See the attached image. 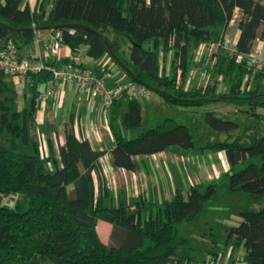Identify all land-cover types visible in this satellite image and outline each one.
I'll list each match as a JSON object with an SVG mask.
<instances>
[{"label": "trees", "instance_id": "1", "mask_svg": "<svg viewBox=\"0 0 264 264\" xmlns=\"http://www.w3.org/2000/svg\"><path fill=\"white\" fill-rule=\"evenodd\" d=\"M236 9L239 35L234 53L221 49L215 55L210 83L185 87L191 69L201 65L194 62L193 50L224 37ZM0 22L15 28L0 24V47L12 39L21 49L34 40L31 27L60 25L55 30L72 50L87 45L89 57L107 54L123 69L113 53L128 67L129 72L124 71L128 80L164 102L180 106L232 103L243 107L241 111L257 124L244 125L207 111L208 127L232 140H210L209 136L201 148L223 150L227 172L218 180L191 185L186 195L176 189L170 200L151 201L147 207L137 200L131 208L105 201L99 177V159L105 150L78 139L72 126L65 127L62 145L46 141L45 158L30 137L29 122L53 63L45 60L40 72L28 74L32 94L25 107L17 105L16 92L0 70V264H191L190 255L177 251L189 242L180 236V224L194 220L223 192L245 194L246 204L253 207L238 212L240 221L226 229L224 244L242 245L246 264H264V204L253 206L251 201L264 197V132L256 113L264 108V68L256 69L245 57L257 39L264 40V0H41L40 11L24 0H0ZM70 23L97 33L64 26ZM168 54L172 56L167 72L160 61L165 62ZM219 77L227 87L221 94L216 92ZM124 95L125 104L120 101ZM194 99L200 100L190 101ZM112 106L117 110L109 122L114 137L110 155L117 168L136 171V156L195 145L190 128L171 117L127 137L126 129L141 126L140 102L126 92ZM93 174L98 177L97 187ZM6 196L14 198L12 205L3 203ZM98 220L112 225L108 243L98 234Z\"/></svg>", "mask_w": 264, "mask_h": 264}, {"label": "crops", "instance_id": "2", "mask_svg": "<svg viewBox=\"0 0 264 264\" xmlns=\"http://www.w3.org/2000/svg\"><path fill=\"white\" fill-rule=\"evenodd\" d=\"M40 2L41 0H24V3L31 9L36 8L37 11H40ZM50 7L51 2L46 5L45 11H49ZM236 13L239 15L238 9L235 10L234 14ZM229 26L230 23L226 28V32ZM56 32L57 30L52 28H40L36 30L34 40L20 49V56L28 59L45 56L46 49L52 43ZM238 35L239 30L236 24L234 42L237 41ZM256 41L260 42L264 49V40L258 39ZM159 55L160 59H162V52ZM171 56V54H168L165 62L163 60L160 61L167 72L169 71ZM45 60L53 63L52 68L57 67L61 62L66 60H72L84 67H91L98 76L104 79L105 85L109 87L128 80L124 70L118 67L109 55L104 54L98 59H93L87 55V45L84 44L79 45L76 50H72L68 45L63 43L57 53L47 55ZM191 78L192 74L190 73L186 81L188 85L192 83L197 84L196 75L192 82ZM7 80H12L11 82L14 85L21 84L22 82L30 85L28 78L13 81V79L8 77ZM198 85L200 84L198 83ZM44 87L45 83L41 85L40 90H43ZM31 94L29 90L23 93L22 99L24 103H20V100L16 96L17 105L19 107L29 105ZM125 98V95L121 97V103L125 104ZM151 100L152 98L145 100V102H150ZM155 101L156 104H160L164 100L158 96V99ZM115 110L117 109L114 106L105 110L99 98L81 91L76 83L67 82L64 85L57 86L55 93L48 99L40 100L38 97L32 120L29 122V135L36 141L42 157L45 158L48 155L46 141L48 139L53 141L56 147L62 145L65 140V127L72 126L74 134L78 139H87L92 146L105 150V154L99 159V167H101L99 177L103 182L104 190L102 195L105 201L111 200L114 204L122 203L131 208L137 200H141L146 207L151 201L161 203L170 200L176 189L186 195L191 185L206 184L210 181L218 180L229 169L224 151L201 148L204 144L198 146L195 153L196 155L199 152L206 154L202 161L198 159L195 162L193 158H190L187 153L189 149L172 146L151 155L136 156L135 159L138 163L136 171H128L113 166L110 149L113 146L114 137L109 122L113 117L112 112H115ZM228 110L231 111L230 109ZM234 111L236 110L234 109ZM141 115L143 118L142 107ZM117 120H114V122ZM214 138V136H210V140ZM223 138L226 139L227 136L223 135L222 138L219 137V139ZM192 148H195V145ZM181 158L184 162H181ZM46 165L48 166V163ZM111 173L119 175V178L120 175H125L127 179L126 186L123 185V182H119L117 187H110L109 176H111ZM93 175L95 186L97 187L98 177L96 174ZM251 201L253 206L263 205L264 197L260 199L254 198ZM102 221L98 220L96 227L98 233L102 229L104 236L100 235L101 238L105 237L108 232L110 233L112 228L110 223ZM215 247L216 244L211 246L209 251L213 250L217 254L221 253L225 258H229V260L237 255H243L245 252L242 245L233 247L232 241L226 244L223 243L221 248L216 249ZM211 255L213 254L208 252L202 259H194L191 256L194 259L191 264L197 263Z\"/></svg>", "mask_w": 264, "mask_h": 264}, {"label": "rangeland", "instance_id": "3", "mask_svg": "<svg viewBox=\"0 0 264 264\" xmlns=\"http://www.w3.org/2000/svg\"><path fill=\"white\" fill-rule=\"evenodd\" d=\"M238 19V13L234 14L227 31L228 33L225 31L224 37H228L233 40ZM255 45L260 48L262 47V44L257 41ZM199 47L193 50V60L197 64L200 63L201 65L193 67L191 69V82L193 81V79H195L196 75L197 85L198 83L201 85H205L207 83H210L208 75L210 74L211 65L215 61V55H217V53L221 52L222 50L220 48H210L209 45ZM218 79L219 82L217 81L218 83L216 85V92L220 94L227 92L225 83L220 80L221 77H219ZM11 81L8 80L9 85L15 90L16 96L20 100V103H24L22 96L25 91L29 90L31 92L30 85H26L24 82L18 85H14ZM156 95L157 94L152 93L153 97H151L152 100L150 102H145V100L138 98V101L140 102L144 113L141 126L138 129H126L124 132L125 135L127 137L135 136L141 129L153 126L161 122L165 117H171L176 120V122L185 124L190 128V131L192 132L194 137L195 148L189 149L187 153L190 158H193V160H195V162L198 159L201 161L204 159V156L206 155L204 154V152H199L197 155L195 153L198 149L197 147L203 145L209 136H214L218 140H232L230 137H227L226 139H219V137L222 138L223 135L227 136L228 134L224 132H214L208 127L204 120V116L207 111H214L218 117H221L223 119H230L237 122L243 121L244 125L257 126V124L255 123V118H253L252 116H248L245 112H242L241 109L243 107L240 108L239 106H235L232 103L213 102L207 104L205 103L200 106H180L168 104L164 101H161L160 104H156L155 100L158 99V95ZM228 109H230L231 111H229ZM234 109L236 111H234ZM256 113L259 114L258 121L262 125V132H264V108H257ZM237 133H239V130L237 132H233V135H236ZM181 162H184L182 158ZM110 175V187H117L119 185V182H123V185L126 186L127 179L125 175H120V178L117 174L113 175L111 173ZM246 198H248V196L242 193L223 192L220 193L216 197V199L210 200L206 204L204 210L194 220L190 222H182L180 224V236L182 238H187L189 242L188 245H182L178 247L177 251L179 253L189 254L194 259H202L207 255L211 246H213L214 244H216V249L221 248L223 246L224 240L226 239V229L237 225L240 221L238 212L253 208H249V206L246 204ZM13 200L14 198L12 196H6L3 198V203L12 205ZM98 234L99 236H104L102 229L99 230ZM101 239L103 242L108 243L110 239V233L108 232V234Z\"/></svg>", "mask_w": 264, "mask_h": 264}, {"label": "built area", "instance_id": "4", "mask_svg": "<svg viewBox=\"0 0 264 264\" xmlns=\"http://www.w3.org/2000/svg\"><path fill=\"white\" fill-rule=\"evenodd\" d=\"M236 42L228 37H222L217 41L202 43L200 46L209 45L210 48H220L229 54L234 53ZM63 44L62 35L56 32L52 43L47 47L45 56H39L36 59H28L20 56V49L12 39H8L0 47V70H2L13 81H19L27 78L28 74L40 72L45 66V57L49 54L58 52ZM245 55L249 64L256 69L264 68V49L256 47ZM240 57V56H239ZM29 80V79H28ZM67 82H74L78 88L96 98H99L101 105L105 110L112 107L114 101L122 94L128 92L132 97L150 100L152 92L143 85L130 80L123 81L113 86H106L104 79L98 76L91 67H84L72 60L61 62L57 67L51 68V76L45 82V87L39 92V99H48L55 93L57 86L64 85ZM186 82L185 87H188ZM188 264V263H183ZM193 264V263H192ZM194 264H246L243 255H237L229 260L221 253L211 255Z\"/></svg>", "mask_w": 264, "mask_h": 264}, {"label": "water", "instance_id": "5", "mask_svg": "<svg viewBox=\"0 0 264 264\" xmlns=\"http://www.w3.org/2000/svg\"><path fill=\"white\" fill-rule=\"evenodd\" d=\"M0 24L3 25L4 27L8 28V29H11V30L15 29V28H13V27H11V26H9V25H6V24H4V23H2V22H0ZM64 26H65V27H68V28H81V29H84V30H87V31H91V32H93V33H97L96 31H94V30L91 29L90 27L85 26V25H82V24H74V23H70V24H64ZM59 27H60V25H54V26H52L51 28H52V29H57V28H59ZM31 29L36 31V30H39L40 28H39V27H31ZM18 30H20V29H18ZM104 42H105V44H106L108 50L111 52L112 50H111V47H110L109 42H108L106 39H104ZM111 55H112L113 59H114V60H115V61H116V62H117V63H118L123 69H124L125 72H129L128 67H126V66L122 63V61L116 57V55H114L113 53H112ZM165 93H166V92H165ZM167 94H168V93H167ZM176 99H177V98H176ZM179 100H180V99H179ZM198 100H200V99H194V100H190V101H198ZM185 101H188V100H185Z\"/></svg>", "mask_w": 264, "mask_h": 264}]
</instances>
